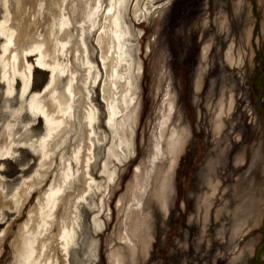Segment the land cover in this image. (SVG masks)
<instances>
[{"label": "bare ground", "instance_id": "bare-ground-1", "mask_svg": "<svg viewBox=\"0 0 264 264\" xmlns=\"http://www.w3.org/2000/svg\"><path fill=\"white\" fill-rule=\"evenodd\" d=\"M1 1L4 6V16L0 21V37L3 39L1 78L7 83L9 94L17 90L19 83L22 84L23 103L14 110V114H18L15 121H9L0 129V160L10 159L16 151L15 146L22 142L40 157L36 171L24 178L13 191L6 189L4 175L0 174L2 219L6 217V208L20 214L34 191L38 190L34 205L28 210L26 219L20 222L13 240L11 238L14 251L11 264H71V248L78 243L82 203L88 201L90 195L107 193L100 203L97 200L91 202L97 208L93 223L98 230L104 229L107 221L100 214L106 213L108 218L112 217L109 202L114 185L111 184L116 182L120 174L119 164L126 165L136 154L144 63L138 53L140 42L135 41L143 29H137L129 22L125 12L132 8L135 17L147 18L148 14H152V9L147 5L149 0H109V3L107 0ZM237 5H240V1ZM162 13L161 10L158 12V18L164 15ZM226 16V12L222 11L220 25L223 29H227L224 28ZM251 30L249 25L247 37ZM91 34L95 35L102 67L92 58L88 43ZM210 36L202 46L198 74L195 72L197 90L207 70L204 59L215 39ZM233 43L226 46L224 58L230 64H238L241 58L233 51ZM32 56H36L35 61L30 60ZM225 69L222 72L227 71ZM37 70L49 73L48 81L39 90L33 87ZM161 70L163 74L164 70ZM225 78L229 77L225 74ZM98 81L106 102V122L111 134L109 142H112L108 147L107 158L102 162L103 179L95 177L91 171L97 145L108 138V129L100 130V105L93 99L92 89ZM229 86L226 83L223 85L221 95L215 102L218 108L213 116L212 127L220 142L230 139L224 131L227 125L225 116L234 111L238 98L232 86L229 89L231 93L227 92ZM166 87L155 121L157 132L152 133L149 158L136 165L134 178L129 180L126 191L117 201L119 220L113 232L115 242L110 241L109 264H138L141 255L144 259L150 255L154 225L153 213L146 201L149 190L165 211L170 209L175 192V170L192 133L190 125L183 118V111L177 103V91L169 83V78ZM25 110L35 119L21 121L22 128L27 131L34 120H42L45 132L39 137L34 138L30 133L25 138L18 137L21 127H18L20 123L17 121ZM237 120L235 117L233 122ZM238 138H242L241 132H238ZM224 145L217 148L219 162L227 156ZM243 150L235 158L238 163L244 162L246 158ZM253 153L255 159L261 156L257 149ZM215 167V157L209 156L199 170L200 180L204 179L210 185L206 197L197 203L199 212L204 209V230L208 226L213 198L220 188V179H214V175L209 173V169ZM48 179H52L49 185ZM243 181L240 179L234 187L240 202L230 207V199H227L217 210L218 217L225 213L234 218L229 237V250L233 251L232 264H242L247 251L253 252L252 240L242 248L239 240L246 235L253 212L258 211L255 221V225H258L264 211L256 204L260 193L254 186V177L250 175L245 187H242ZM227 229L223 222L217 234L227 239ZM9 230L10 225L0 231V254ZM97 246L98 239H94L90 245V255L97 256ZM87 262L83 260L82 264Z\"/></svg>", "mask_w": 264, "mask_h": 264}, {"label": "rangeland", "instance_id": "rangeland-1", "mask_svg": "<svg viewBox=\"0 0 264 264\" xmlns=\"http://www.w3.org/2000/svg\"><path fill=\"white\" fill-rule=\"evenodd\" d=\"M239 1L240 5H237ZM153 3L156 5L153 6ZM147 5L152 9V14H148L147 18L135 17L132 8L125 12L129 22H132L137 29L139 27L143 29L135 41V43L140 42L138 53L144 63L140 91L142 109L136 135V154L126 165L119 164L120 174L116 182L111 184L114 185L109 202L112 207V217L108 218L106 213L100 214L107 221L104 229L98 230L93 223L97 208L92 206L91 202L97 200L96 202L100 203L103 195L106 196L107 193L98 192V195H90L89 200L82 203L78 243L71 248V264H82L83 260L88 261L87 264H109L110 241L115 242L116 237L113 232L119 220L117 201L126 191L129 180L134 178L136 165L149 158L152 133L157 132L155 121L167 88L168 78L169 83L177 91V103L183 111V118L190 125L192 134L175 170V192L169 211L163 209L152 191L149 190L147 194V207L153 213L154 239L150 255L145 259L141 255L138 264H232L233 251L229 250V237L234 218L225 213L224 216L218 217V208L224 205L227 199H230L229 206L235 207L240 202V198L234 187L240 179L241 181L244 179L242 183L244 185L252 175L254 186L260 193V198L256 202L257 207L264 210V0H238V3L237 0H149ZM160 10L164 15L158 18ZM222 11L227 15L226 27H224L227 29L221 28L220 25ZM3 16L4 6L0 0V21ZM249 25L252 30L247 37L246 30ZM209 36L215 39L204 59L207 70L204 71L203 83L197 90V70L200 68L202 46ZM232 41L233 51L241 58L240 64H230L224 58V50ZM2 42L3 39L0 37V56ZM88 43L92 58L102 67L95 35H89ZM35 59L36 56H32L30 60L35 61ZM224 68L227 71L222 72ZM161 69L164 70L163 74ZM1 70L0 64V129L9 121H15L18 114H14V110L23 103L22 84L19 83L17 90L9 94L7 83L1 78ZM221 72L223 74L220 75ZM224 73L229 78H225ZM48 78V72L37 70L34 76V89H41ZM98 83L99 81L92 89L93 99L98 106L100 105V130L106 131L107 128L108 138L97 145L96 159L92 163L91 171L95 177L103 179V163L107 158L109 144L112 142H109L111 134L106 122L108 119L106 102L102 98V86L99 87ZM225 83L230 85L227 92L231 93L229 89L232 86L236 89L235 94L238 98L234 111L225 116L227 125L224 131L230 139L220 142L213 132L212 124L218 108L215 102L221 95ZM210 102L211 104H208ZM235 117L238 119L236 124L233 122ZM30 118L35 119L25 110L17 122L28 121ZM18 127H21L18 136L21 138H25L28 133L36 138L45 132L42 120H34L27 131L26 128H22V123ZM238 132H241L242 138H238ZM221 144H225L224 147L227 148V156L222 161L224 164L218 161L220 159L218 149ZM15 148L16 151L10 159L0 160L2 164L0 174L4 175L3 180L9 192L15 190L24 178L33 174L40 161L39 154L34 153L24 142ZM256 149L261 153L257 159L253 153ZM242 150L246 158L244 162L238 163L235 158ZM209 156L215 157L217 167L209 169V173L214 175V179H220V188L213 198L208 226L204 230L206 221L202 215L204 209L199 212L197 203L203 200L202 197H206L210 185L205 182L206 180H200L199 170ZM244 175L249 177L245 179ZM51 181L52 179L49 180L48 185ZM37 196L38 190L34 191L30 202L20 214L16 210L6 208V217L2 219L0 216L1 232L10 225L0 254V264L13 263L14 251L11 242L14 232L19 228L20 222L26 219L27 212L31 205H34ZM262 214L263 218L258 226L255 225L258 211L253 212L249 218L250 225L246 235L239 240L241 248L251 240L254 242L253 252L247 251L246 259L242 264H264V211ZM223 222L228 228L227 239L217 234ZM94 239H98V250H95L97 256L90 255V245Z\"/></svg>", "mask_w": 264, "mask_h": 264}, {"label": "snow or ice", "instance_id": "snow-or-ice-1", "mask_svg": "<svg viewBox=\"0 0 264 264\" xmlns=\"http://www.w3.org/2000/svg\"><path fill=\"white\" fill-rule=\"evenodd\" d=\"M0 167H2V165H0Z\"/></svg>", "mask_w": 264, "mask_h": 264}]
</instances>
